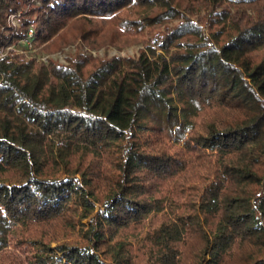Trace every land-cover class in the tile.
Segmentation results:
<instances>
[{
  "label": "trees",
  "instance_id": "trees-1",
  "mask_svg": "<svg viewBox=\"0 0 264 264\" xmlns=\"http://www.w3.org/2000/svg\"><path fill=\"white\" fill-rule=\"evenodd\" d=\"M0 264H264V0H0Z\"/></svg>",
  "mask_w": 264,
  "mask_h": 264
},
{
  "label": "rangeland",
  "instance_id": "rangeland-1",
  "mask_svg": "<svg viewBox=\"0 0 264 264\" xmlns=\"http://www.w3.org/2000/svg\"><path fill=\"white\" fill-rule=\"evenodd\" d=\"M72 50V47L71 48H66L64 52H55V53H51V56L59 61H63L64 60V55L65 53H68ZM93 53H99V54H102V50H98V51H95V50H92ZM134 51V47H128L126 48L125 50H122V51H119L117 52L115 49H111L110 50V53H118V54H121V55H124L126 53H132Z\"/></svg>",
  "mask_w": 264,
  "mask_h": 264
},
{
  "label": "built area",
  "instance_id": "built-area-1",
  "mask_svg": "<svg viewBox=\"0 0 264 264\" xmlns=\"http://www.w3.org/2000/svg\"><path fill=\"white\" fill-rule=\"evenodd\" d=\"M11 20L14 21V19L12 18V16H11Z\"/></svg>",
  "mask_w": 264,
  "mask_h": 264
}]
</instances>
